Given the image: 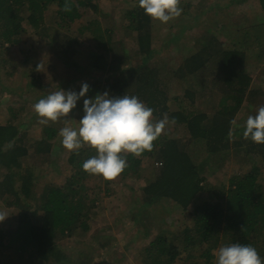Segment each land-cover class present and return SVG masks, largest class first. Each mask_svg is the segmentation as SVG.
<instances>
[{"label": "trees", "instance_id": "1", "mask_svg": "<svg viewBox=\"0 0 264 264\" xmlns=\"http://www.w3.org/2000/svg\"><path fill=\"white\" fill-rule=\"evenodd\" d=\"M258 1L264 13V0ZM65 2L66 0H0V54L8 55L12 60L21 47L18 39L24 33L30 31L39 36L45 35L46 16H51L60 28H68L85 13L98 11L94 0H68L72 9L70 12L63 10ZM228 7L229 4H225L223 8L216 4V11L214 10L211 16L223 14L221 10L225 11ZM123 18L128 21L127 28L136 35V51L145 58L139 67L128 68L122 81L115 82L112 86L115 91L112 97H122L125 94L136 96L155 110L154 120L162 119L167 114L169 120L174 118L176 122L168 125L172 128V134L169 133L165 138L162 134L153 142L154 148L151 152L145 151L139 157L125 154L128 167L119 176L141 179L147 172L145 163L156 162L159 166L155 168L153 179L142 188V201L146 211L154 203L165 199L184 210L193 207L196 217L194 227L177 234L174 243H169L163 233L157 236L145 248L147 264H163L161 257L167 256L171 261L181 253L193 257L192 253L198 245L205 247L201 254V257L206 259L204 263L214 264L213 251L218 247V242L214 241L217 238L214 237H219L217 232H220L222 225H225L228 245L240 243L255 247L257 243H264V186L260 181L259 167H243L242 171L246 173L237 176L235 172L228 190L217 191L206 202L197 204L200 194L206 191V170L204 163L196 160L193 154L195 145L205 150L209 160L231 152V148H245L247 155L258 153L264 157V144L245 140L242 131L240 139L233 140L232 135L231 139L229 138L244 103L251 101L257 91L252 89V77L244 68L245 53L236 49L226 50L225 44L215 40L210 33L201 50L185 57L171 72L173 79L187 75H203L205 69L207 72L210 68L207 65L214 64L212 70L217 73L213 77L219 76L222 81L223 98L220 108L213 114L201 111L188 113L185 109H173L169 105L168 79L160 77L163 68L148 65L150 59L160 53L153 46V19L145 14L139 3L134 9L128 10ZM86 27L90 32L99 33L93 43H102L99 48L102 53L90 55L89 67L92 64L96 68L105 69L100 59H105L110 50L116 59L121 58L120 64L126 63L122 60L128 59L125 53L122 51L121 56L117 54L121 40L115 39L111 29L106 28L102 32L97 24L93 30L89 24ZM208 33H204L205 36L202 35L201 40L205 39ZM106 37L109 40H106ZM106 41L112 43L109 44L111 48L105 44ZM64 42L67 45L65 51L70 55V61L64 59L68 64L67 71L76 74L80 63L74 59V54L77 51L76 45L81 42L77 43L74 36H69ZM172 46L171 42L166 44L168 49ZM8 64L9 60L6 58L1 60L3 67ZM28 69L31 80L39 81L41 74L37 73H42V68L40 67L39 71L32 67ZM5 73L11 83L9 94L15 101L4 108L5 113L0 121V198L8 209L20 207L22 210L19 212L18 226L8 231L0 230V264H75L59 246V242L73 236L77 231L84 232L85 221L89 220L91 213L97 208L95 201L88 200L86 195L87 172L83 169V163L97 155V152L88 146H83L78 152L71 151L68 161L73 166V171L66 178V182L63 185L50 183L43 191H37L35 172L28 166L24 171V162L33 157L50 159L60 151L63 146L59 132L65 118L43 125L40 138L31 141L27 136L26 127L38 115L31 114V120L28 122L26 117H22L30 111L32 96L28 95L27 88L31 84L28 77L22 76L20 72L6 70ZM77 78L79 77L72 76L71 80ZM217 87L218 83L215 82L213 89ZM14 89L17 92H14ZM9 91V88L6 89V92ZM178 127L182 128L179 134L176 132ZM114 183L108 180V185ZM108 191L111 190L108 188ZM25 205L28 211L23 208ZM262 246L264 247V244ZM260 257L264 260V248L260 251Z\"/></svg>", "mask_w": 264, "mask_h": 264}, {"label": "rangeland", "instance_id": "2", "mask_svg": "<svg viewBox=\"0 0 264 264\" xmlns=\"http://www.w3.org/2000/svg\"><path fill=\"white\" fill-rule=\"evenodd\" d=\"M94 1L98 5V11L85 13L81 19L70 24L68 28H60L51 16H46V34L39 36L30 31L24 33L18 39L21 47L18 48L17 56L14 55L12 60L8 55L0 54V121L5 113L4 108L12 102L14 104L15 101L9 94L11 83L6 76V70L20 72L22 76L28 77V82L31 84L27 88L28 95L32 96L29 104L30 111L22 116L26 117L27 122L31 120V114L35 113L34 104L46 98L50 92L63 89L79 93L82 84H88L89 91L77 101L76 108L65 117L62 126V128L65 126L67 119V123L73 128H78L79 120L84 116V99L94 98L97 94L105 92L111 98L115 92L112 86L116 84V81L120 82L124 79L125 71L144 63L145 56L136 51V35L127 28L128 21L123 18L128 10L136 7L138 0ZM216 4L221 5L222 8L225 4H229V7L225 11L221 10L223 14L211 16L214 14ZM180 7L183 9L181 15L166 24L152 20L153 46L160 53L151 58L148 65L163 68L160 77L168 79L167 93L171 108L185 109L188 113L201 111L213 114L220 108L219 105L223 98L222 81L219 76L213 77L217 73L212 70L215 67L214 64H208L210 68L207 72L205 69L203 75H187L173 79L171 71L176 69L185 57H190L200 51L203 44L207 43L206 40L210 37V33L215 40L225 44L226 50L236 49L244 52L246 56L244 68L252 77V89L257 91L250 99L251 101L247 100L244 103L235 120L232 138L238 140L247 117L255 116L258 109L264 106V13L260 2L258 0H181ZM88 24L92 30L97 24L102 32L106 28L113 31L115 39L121 40L117 54L121 56L123 51L128 58L122 59L126 63L120 64L121 58L116 59L110 50L105 59H100L105 69L96 68L92 64L88 66L92 53H102L99 51L102 43L98 44V41L93 43V39L95 40L99 33L90 32V29L85 28ZM206 32H209L208 36L201 40ZM69 36H74L77 43L81 42L76 45L75 50L77 51L74 54V59L80 63L76 74L67 71L68 64L64 61L70 58L65 51L67 45L64 42ZM106 40H109L108 37ZM170 42L173 46L168 49L166 44ZM105 44L111 48L109 45L112 44L111 42L106 41ZM3 58L9 60V64L4 67L1 65ZM38 65L42 68V73H37L41 74V78L35 82L31 80L28 68H37ZM72 76L79 78L72 81ZM215 82L218 83L217 89H213ZM8 88L10 91L6 92ZM14 92L17 90L14 89ZM39 120L37 116L27 127L25 125L27 136L31 141L39 139L43 133L44 124L39 123ZM171 129V126L166 127L163 138L169 133L172 134ZM180 131H182L181 127L176 128L177 134ZM59 139L62 140V137L60 136ZM84 146L90 147L87 144ZM70 154L71 151L61 147L60 151L53 154L50 159L33 157L25 161L23 170L25 171L28 166L35 172L36 188L39 192L50 183L63 185L73 171V166L68 161ZM193 154L196 160L204 163L206 170L204 173L206 191L200 194L197 204L206 202L217 191L228 190L235 172L237 176L246 173L242 171L243 167L249 166L250 168L253 165L259 167L260 181L264 186V157L262 154L247 155L245 148L239 150L231 148V152L214 156L209 160L205 155V150L199 145L194 146ZM145 166H147V172L143 178H120L118 176L112 180L115 182L114 185H108V180L101 175L86 173V195L88 200L95 201L97 208L93 210L89 220L85 221L84 232L77 231L73 236L66 237L59 242V246L75 264H147L145 248L157 236L163 233L169 243H174L177 234L194 227L196 217L193 207L184 210L176 203L164 199L154 203L146 211L142 201V188L153 179L155 168L159 165L148 161ZM26 206L23 208L28 211ZM21 210L20 207L8 209L0 198V211L9 215L3 222H0V230L8 231L18 226ZM224 227L225 225H222L220 232H217L219 237H214L217 240L213 239L218 242L216 250L228 245L229 239ZM263 244L260 242L255 246L259 255L264 248ZM204 249L203 245H198L196 251L192 253L193 257L181 253L171 261L167 256L161 257L162 262L163 264H205L206 259L201 257Z\"/></svg>", "mask_w": 264, "mask_h": 264}, {"label": "clouds", "instance_id": "3", "mask_svg": "<svg viewBox=\"0 0 264 264\" xmlns=\"http://www.w3.org/2000/svg\"><path fill=\"white\" fill-rule=\"evenodd\" d=\"M139 7L145 14L161 23L179 17L183 11L181 0H138ZM64 11L70 12L71 5L66 0ZM40 65L37 66L39 71ZM89 91L84 83L79 93L59 89L50 92L46 98L34 104V111L40 118L39 123L47 125L65 118L76 108L77 101ZM84 116L79 120V127L73 128L67 123L60 129L62 146L69 151L78 152L85 144L94 148L97 155L83 163L84 171L101 175L106 180L117 178L127 167V156L136 157L145 151L151 152L156 141L169 123L167 114L162 119L154 120V109L148 107L136 96L123 95L109 97L107 92L94 98L84 99ZM231 132L229 138L231 139ZM243 138L254 143L264 144V106L256 115H249L243 126ZM9 215L0 211V222ZM215 264H264L257 249L252 245L232 243L213 251Z\"/></svg>", "mask_w": 264, "mask_h": 264}]
</instances>
